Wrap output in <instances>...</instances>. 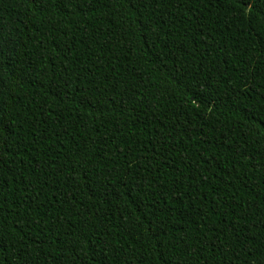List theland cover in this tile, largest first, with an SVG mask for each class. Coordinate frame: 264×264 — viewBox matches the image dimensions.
Segmentation results:
<instances>
[{"label":"trees","instance_id":"1","mask_svg":"<svg viewBox=\"0 0 264 264\" xmlns=\"http://www.w3.org/2000/svg\"><path fill=\"white\" fill-rule=\"evenodd\" d=\"M0 264H264V0H0Z\"/></svg>","mask_w":264,"mask_h":264}]
</instances>
